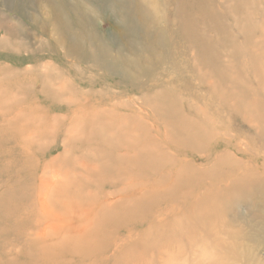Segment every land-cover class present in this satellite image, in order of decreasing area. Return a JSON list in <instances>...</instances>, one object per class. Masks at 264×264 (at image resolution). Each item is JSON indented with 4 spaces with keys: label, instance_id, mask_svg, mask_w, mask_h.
Listing matches in <instances>:
<instances>
[{
    "label": "rangeland",
    "instance_id": "rangeland-1",
    "mask_svg": "<svg viewBox=\"0 0 264 264\" xmlns=\"http://www.w3.org/2000/svg\"><path fill=\"white\" fill-rule=\"evenodd\" d=\"M9 1L0 0V264H264V191H241L246 179L264 187V0H180L194 20L185 70L151 77L122 72L132 0L121 10L62 0L116 72L70 54L46 0H21L23 12ZM164 13L145 33L148 52H162L160 30L180 26Z\"/></svg>",
    "mask_w": 264,
    "mask_h": 264
},
{
    "label": "bare ground",
    "instance_id": "bare-ground-1",
    "mask_svg": "<svg viewBox=\"0 0 264 264\" xmlns=\"http://www.w3.org/2000/svg\"><path fill=\"white\" fill-rule=\"evenodd\" d=\"M45 1V0H44ZM124 3H128L129 0H123ZM176 1V8L174 7V0H153L150 3L139 1L138 0H132V6L133 9L130 11L132 12V16L130 14H127L124 16V35L121 38V41L124 43L126 47L127 52V58L124 61L123 65V73L127 76L132 74V71L134 75L137 76H148L151 77L153 74L157 73V69L159 67L165 68L168 67L169 70H171L173 67L176 66V64H179V67L183 70H185V61L179 57H181L184 52L183 45L186 42L184 39L190 40L191 37L188 36L187 31L193 30L192 29V22L194 21L192 17H186L185 10L186 5L183 3V1L175 0ZM13 0L9 1V4L3 3V5L7 8H13ZM47 5V8L51 10L52 15L57 18L56 26L58 29V32L63 34V36L67 39L69 43H64L69 47V51L71 55H79V56H85L86 59L92 61L94 64H97L99 67L105 68L108 72H116L115 69V63L113 62L111 58V54L109 52V48L105 47L103 43H101V47H94L93 41L95 39V36L92 35V38H86L85 37V31L86 29L82 30L81 27L76 26L73 24L70 25V19L71 15L75 16L77 14L71 13V8L62 0H46L45 1ZM113 8L121 10L123 8V3L121 0H113ZM116 4L122 5V8H118ZM19 7L17 10L20 12H23V5L22 1H19ZM73 7V6H72ZM140 8V12H139ZM154 9L151 11V9ZM172 8V9H171ZM160 9H163L165 11L164 14H162V22H170L173 19V23H176L174 18H177V23L180 24L178 28H173V31L171 33L167 31H159L157 35V40L159 42V47L162 52H159L157 47L152 48L148 52V36L146 34L151 33V27H152V16L153 14L157 13V11H160ZM136 13V15H135ZM140 15V16H137ZM179 18V19H178ZM73 21V19H71ZM150 20V21H149ZM145 23H148L150 25L149 33L145 29ZM72 24V23H71ZM15 24H10L9 22L5 23L6 28L10 31V33H13L14 35L18 33V36L23 37V27L21 26H14ZM16 25H22V24H16ZM181 29L184 32L183 36H175L176 32ZM146 33V34H145ZM78 34V35H76ZM186 35V36H185ZM147 42V43H146ZM173 45V46H172ZM170 48L174 49L171 51H168ZM71 49V50H70ZM177 49H180L181 51H177ZM185 50L188 51L187 47H185ZM146 53H150L153 56H145ZM166 53V54H164ZM137 54H140V57L136 59H132V55L135 56ZM155 56L159 57V63L156 66H152L153 58ZM178 60H180L178 62ZM171 61V62H169ZM157 63V61H156ZM154 63V65L156 64ZM49 92H53L51 88H48ZM155 103H159V96L154 101ZM164 104L167 103V101H163ZM156 105V104H155ZM158 105V104H157ZM166 111V110H165ZM169 118V117H167ZM178 133V131H177ZM263 181H260L259 178L254 179H246V183H244L241 188L242 192L249 189L248 192H252L253 194H260L259 192L264 191V187L260 184ZM247 188V189H246ZM237 250L236 260L245 258L243 255V250ZM238 261V260H237Z\"/></svg>",
    "mask_w": 264,
    "mask_h": 264
}]
</instances>
